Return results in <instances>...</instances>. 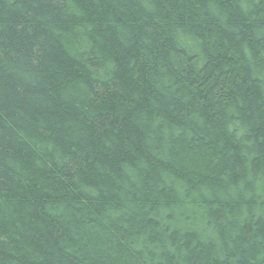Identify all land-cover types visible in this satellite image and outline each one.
<instances>
[{
    "label": "trees",
    "instance_id": "obj_1",
    "mask_svg": "<svg viewBox=\"0 0 264 264\" xmlns=\"http://www.w3.org/2000/svg\"><path fill=\"white\" fill-rule=\"evenodd\" d=\"M0 264H264V0H0Z\"/></svg>",
    "mask_w": 264,
    "mask_h": 264
}]
</instances>
